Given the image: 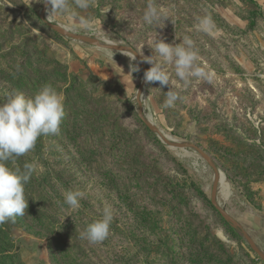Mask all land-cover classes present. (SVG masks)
Masks as SVG:
<instances>
[{
    "label": "rangeland",
    "instance_id": "1",
    "mask_svg": "<svg viewBox=\"0 0 264 264\" xmlns=\"http://www.w3.org/2000/svg\"><path fill=\"white\" fill-rule=\"evenodd\" d=\"M44 4L0 0V103L45 84L65 97L60 132L9 162L35 171L25 215L0 225V264H264L243 234L264 255V0H90L88 8L68 0L64 12L47 9L50 22L125 51L52 30L39 17ZM149 4L168 19L148 25ZM205 16L208 32L199 27ZM185 36L208 77L185 84L169 64L171 85L144 84L137 99L151 64L142 59L144 71L136 59L133 73V51L158 60L155 40ZM170 87L181 99L165 108ZM140 108L169 141L201 148L226 193L218 184L212 194L214 170L200 153L169 147ZM70 189L85 193L78 210L64 203ZM106 206L109 236L82 239Z\"/></svg>",
    "mask_w": 264,
    "mask_h": 264
},
{
    "label": "clouds",
    "instance_id": "2",
    "mask_svg": "<svg viewBox=\"0 0 264 264\" xmlns=\"http://www.w3.org/2000/svg\"><path fill=\"white\" fill-rule=\"evenodd\" d=\"M45 4L59 12L68 9V0H45ZM80 8L90 7V0H76ZM148 25L165 22L167 16L163 15L157 7L149 4L143 17ZM84 27L92 28L90 22H83ZM199 27L208 32L213 27L210 16L199 19ZM160 58L154 60L152 56L142 58L151 64V67L143 73L145 84L158 83L160 88L171 85L167 65L174 64L175 75L185 84L191 78L208 77L206 71L197 65L198 50L194 41L185 36L179 44L166 43L163 39H157L151 46ZM137 57H131L133 73L140 69L136 63ZM181 99L179 92L167 91L164 102L165 108L175 106ZM65 97L52 84H45L32 96H26L23 92L9 95L3 103H0V225L7 222H15V219L25 215L28 208V199L25 196V187L29 183L35 171V165L25 163L23 169L10 166L15 160L34 150L37 140L43 136L55 135L60 132V126L65 117ZM64 203L73 210L81 207L80 201L85 193L80 190H67L64 192ZM65 219V218H64ZM114 219L113 210L106 206L102 210L100 218L89 223L81 232V238L90 243H100L110 234L111 224Z\"/></svg>",
    "mask_w": 264,
    "mask_h": 264
},
{
    "label": "water",
    "instance_id": "3",
    "mask_svg": "<svg viewBox=\"0 0 264 264\" xmlns=\"http://www.w3.org/2000/svg\"><path fill=\"white\" fill-rule=\"evenodd\" d=\"M49 8L48 5L44 4L43 8L40 11L39 17L40 19L52 30L58 31L64 35H66L67 37L73 39V40H77L80 42H84V43H89L92 45H97L103 49H109V50H114V51H125V50H132L131 47H126V46H122V45H113V44H100L98 43L97 39L95 38H91V37H87L84 35H80V34H76L73 33L69 30H67L66 28L52 23L47 19V15H46V11ZM136 54L137 57V61L139 63V65L141 66V68L145 71V66L143 63L142 58L139 56V54L135 51H133V55ZM144 81H142L141 85L138 88V95H137V99L139 98V95L142 91V88L144 86ZM139 115L141 117V119L144 121L145 125L148 128H151L153 130H155L159 136L161 137V139L167 143V145L171 148H194L198 153H200V155L203 157V159L208 163V165L214 170V186H213V190H212V194L215 193V191L217 190L219 181H220V175L219 172L217 170V168L214 166L213 162L211 161V159L209 158V156L198 146L194 145V144H180V143H174L169 141L157 128H155L149 121L145 120L143 117V113L142 110L140 108L139 111ZM211 203L214 205L215 209L221 214L223 215L225 218H227L229 221L231 222H235L233 218H231L229 216V214L227 213V211L225 209H223L222 207H220L218 204L215 203L213 196L211 197ZM245 238L247 239L251 249L264 261V255L261 253V251H259V249L256 247L255 243L253 242V240L245 233L243 232Z\"/></svg>",
    "mask_w": 264,
    "mask_h": 264
},
{
    "label": "bare ground",
    "instance_id": "4",
    "mask_svg": "<svg viewBox=\"0 0 264 264\" xmlns=\"http://www.w3.org/2000/svg\"><path fill=\"white\" fill-rule=\"evenodd\" d=\"M106 41L109 42L108 40H106ZM219 187H220L221 191L225 194L226 193V182H225L222 174H220Z\"/></svg>",
    "mask_w": 264,
    "mask_h": 264
},
{
    "label": "crops",
    "instance_id": "5",
    "mask_svg": "<svg viewBox=\"0 0 264 264\" xmlns=\"http://www.w3.org/2000/svg\"><path fill=\"white\" fill-rule=\"evenodd\" d=\"M258 235L259 238L264 241V223L260 224Z\"/></svg>",
    "mask_w": 264,
    "mask_h": 264
},
{
    "label": "trees",
    "instance_id": "6",
    "mask_svg": "<svg viewBox=\"0 0 264 264\" xmlns=\"http://www.w3.org/2000/svg\"><path fill=\"white\" fill-rule=\"evenodd\" d=\"M7 251V250H4V252Z\"/></svg>",
    "mask_w": 264,
    "mask_h": 264
}]
</instances>
